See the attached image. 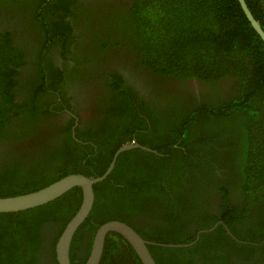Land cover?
<instances>
[{"label": "trees", "instance_id": "trees-1", "mask_svg": "<svg viewBox=\"0 0 264 264\" xmlns=\"http://www.w3.org/2000/svg\"><path fill=\"white\" fill-rule=\"evenodd\" d=\"M66 1L51 0L50 6L35 9V18L39 21L37 12L40 15L51 13L50 20L55 24L44 27L43 34L53 40L50 47L61 43L62 50L70 46L71 31L75 29L63 21L70 8L57 6ZM245 1L264 31V6L260 0ZM0 3H12V0H0ZM72 4L71 14L77 21L89 17L86 13L77 14L78 9L74 2ZM53 8L64 11H56L54 15ZM104 20L107 26L104 32L91 37L99 47L100 58L95 64L85 65L98 75L95 71L100 67L102 55L106 54L103 51L123 47L135 53L134 68L150 76L156 101L151 116L137 92L124 84L123 77L118 73L109 74L108 85L123 91L116 101L113 100L116 94L107 95V114L124 120L130 127L142 121V113L149 119L152 132L159 133L161 138L157 144L147 146L166 156L142 150L120 154L110 175L93 187V207L75 233L71 246H77L84 230L93 233L105 222H125L129 216L139 218L145 214L147 219L157 221L150 230L138 231L147 241L189 244L199 231L220 221L238 241L247 243L234 241L219 225L212 232L200 234L188 247L148 245L155 264H233L232 258L240 261L245 255V261L248 258L253 264H264V43L251 28L237 0H132L130 9H113ZM45 42L35 47V58L41 57V51L47 47ZM25 64L20 56L6 59L5 69L9 71L5 77L17 74L10 71L11 67ZM78 66L76 63L75 67ZM49 72H55L61 80L62 72L51 63L40 65V59L35 60L31 81L27 84L33 108L23 112L24 118L19 121L6 116L11 108L8 105L14 106V103L5 90L4 100L0 102V126L15 127L5 135V141H21L32 135L20 123L32 124L50 112L36 105L37 102L48 104V94L40 91L38 85L44 83L43 77ZM170 80L185 84L195 80L198 85L193 88L195 97H182L166 88L158 90L161 85L168 86ZM50 105L49 100V105L44 106L48 109ZM17 107L22 108V105ZM65 145V149L56 150L48 159L50 167L56 163L58 168L47 175L34 174L25 169L24 164L22 167L29 176L26 184L21 183L22 178L15 172L1 174L0 197L33 192L71 174L101 176L118 148H112L110 153L95 154L93 147L86 146L90 154L86 158V154L76 151V146V153L71 155L70 146ZM102 149L99 146L97 151ZM83 160H86L84 166ZM178 161V165L169 167L173 179L162 184L168 174L163 164L171 162L174 166ZM136 191L141 196H135ZM80 203L81 191L74 188L43 206L0 214V264H16L19 259L14 250L4 261L5 246H19L16 249L23 251V255L27 252L30 255L26 257V264H34L31 246H54ZM51 227L54 230L48 238L44 232ZM115 235L107 236L104 261L112 250L109 246L115 245L112 240ZM257 250L262 252L261 256L254 254ZM54 264H57L55 257ZM117 264L141 262L134 254L133 262L123 259Z\"/></svg>", "mask_w": 264, "mask_h": 264}, {"label": "flooded vegetation", "instance_id": "flooded-vegetation-1", "mask_svg": "<svg viewBox=\"0 0 264 264\" xmlns=\"http://www.w3.org/2000/svg\"><path fill=\"white\" fill-rule=\"evenodd\" d=\"M50 1L51 0H12V3H0V102L4 100L5 90H7V94H10V99L14 103V106L8 105L11 108L8 113H6V116L19 121V119L24 118L23 112L33 108L30 103L31 99L27 91V84L31 81L36 59H40V65L51 63L54 68L62 72L60 81L56 77L55 72H49L48 76L43 77L44 83L38 85L39 90L47 93L49 96L47 100L48 104L44 105H49V100L51 105L46 109L48 106H44L41 102H37V107H42L43 111L49 110L50 112L48 114L43 113L44 115L35 119L32 124L25 125V123H20L21 127L29 129L33 133L32 135L22 138L21 141H5V135L9 134V131L12 132L15 127L5 128V126H0V135H2L0 136V175H5L6 171L11 173L15 172V175L22 178L21 183L25 184L28 182L29 176L27 177L22 164H24L25 169L34 174L47 175L52 170L58 168L56 163L50 167V164L47 163L48 159L53 154L55 155L56 150L65 149V144L70 146V150H72L71 155H74L76 151H78L83 152L86 154V158H89L90 154H88L89 151L86 150V146L93 147L95 154L110 153L112 148L118 147L114 152L115 154L119 148L126 144H137L141 147L150 149L147 145L153 142L157 144L156 141L161 139L159 133L152 132L149 119L145 118L142 113H140L142 121H140L138 125L132 123L130 127L124 123V120H116L117 118L115 119L112 114H107L109 111V106H107L108 101L106 100L107 95L109 94L112 96L116 94L115 99H113L116 101L120 91H123L122 88L113 89L108 85V82L110 83L111 81H108L111 78L109 74L118 73L123 77L124 84L137 92L139 99L147 106V112L152 116L155 108L154 105L156 104V101L153 99L154 93L152 92V83L149 79L150 76H148L145 71L140 72L134 68L133 64L136 63V56L134 57L135 53L125 51L123 47L117 50L108 49L107 51H103L107 55H102L100 67L97 68L98 71H95L98 72L97 74L99 76L91 72V68L85 65L95 64L96 60L100 58L101 53L99 52V47L91 37L96 33H98V35L103 33L107 28L106 21L104 20L105 16H108L113 9H123L125 7L130 9L132 0H68L64 3L57 4V6L65 5L68 9L70 8V10L65 13L63 21L70 23L75 28L71 31L72 41L70 42V46L66 49L67 51L62 50L61 43L56 44L54 47H50L53 40L50 39L49 36L43 34L44 27L55 24L54 20H50L51 13L45 12L40 15V12H37L40 16V21L35 18V9L50 6ZM72 2H74L78 9L77 14L83 15L86 13L89 17L81 22L79 20L77 21L71 14V10L73 9ZM260 3L261 6H264V0H260ZM44 10H46V8ZM56 11L64 10L57 8L51 10L54 15H56ZM42 15H44V19H42ZM45 16H47L48 19ZM44 41H46L45 44L47 47L43 48V52L41 51V57L39 55L35 58L33 56L35 47L37 45L41 47L40 45ZM15 56L24 58L26 64L24 66L11 67L10 71L13 70L17 74L5 77V73L9 71L5 69L6 59ZM76 63L79 65L78 67H75ZM81 65L85 66L81 67ZM195 83V80L188 81L187 84L179 80H170L168 86L164 85L163 87L161 85L158 90L165 91L166 88L182 97L183 95H186V97H195V90L193 92V88L198 87ZM186 89L190 90L193 94L190 95V92ZM165 97L167 98V96ZM19 104L22 105V108L17 107ZM26 104L28 106H26ZM67 104H69V108H67ZM52 106L57 108L54 109ZM161 106L164 107V103H162ZM17 111L22 112L17 115ZM4 113L3 111V114ZM107 115L111 116L108 117ZM144 118L146 119L147 125L144 123ZM134 125H137L139 128L137 127L131 130ZM126 132H129V135L126 136ZM98 145L102 146L103 149L97 151ZM74 146L77 147L76 151ZM134 150L142 149L133 148L124 152ZM150 150L156 152V150ZM157 154L160 157L166 156L160 152H156V155ZM112 160L113 157L111 158V161ZM85 161L86 160H83L81 162L83 166L85 165ZM175 163L174 166L171 162L163 164V168L167 169L168 174L162 184L165 185L167 179H173V174L169 167H175L180 161ZM181 166H183V164H181ZM114 168L115 166L113 169ZM18 183H20V181H18ZM8 185L9 184H7V186ZM144 192L142 194H144ZM137 193L138 191H136L135 196H141L140 192ZM144 216L145 214L139 218L137 216H129L128 220L126 219L125 222H123L133 228L142 239L144 238L138 231L140 229L145 231L150 230L153 224L157 222L147 219ZM93 225H97V223L93 222ZM53 228L54 227H51L44 232L46 237L48 236L49 238L54 230ZM96 230L93 233L90 230H84L78 238L77 246H70V264H85L91 251L92 240ZM54 236L55 233L53 237L50 238L52 241H54ZM48 238L46 239L47 241ZM90 239L91 244L89 245ZM194 239L198 240L197 236H195ZM112 240L115 242V245L109 246L112 250L109 251L108 259L106 258L105 261L103 260L105 253L104 246L99 264H102L103 261L104 264H109L110 262H113L112 264H117V262L123 259H129L133 262L135 252L131 246L127 242H123L118 235H115ZM234 241H237V239ZM151 243H153L152 245L161 247L159 246L160 243ZM55 245L56 244H54V246H31L34 248V264H54V257L56 260ZM18 247L19 246H5V251L3 253V255H5V260H2L6 261V255L16 250L19 255L16 264H26V257L30 255L28 252L23 255V251L16 249ZM132 252L134 254H132ZM254 254L256 256H261L262 252L257 250ZM135 256L137 257L136 254ZM245 256L243 260L238 261L232 258L230 262L233 261V264L254 263L249 261L248 258L245 261Z\"/></svg>", "mask_w": 264, "mask_h": 264}, {"label": "water", "instance_id": "water-1", "mask_svg": "<svg viewBox=\"0 0 264 264\" xmlns=\"http://www.w3.org/2000/svg\"><path fill=\"white\" fill-rule=\"evenodd\" d=\"M237 2L251 28L255 31V33L264 43V31L259 22H257L256 19L253 17L251 11L249 10L246 4V1L237 0ZM133 148H140L144 151L156 154L155 151H151L146 147H141L137 144H126L116 151L113 156V160L111 161L105 173H103L101 176L90 178L81 174H71L34 192L10 197H0V214L18 213L21 211L34 209L60 198L69 190L79 188L81 191L80 206L74 216L66 224L62 233L58 237L55 245L57 263L70 264L69 250L73 237L78 231V229L81 227V225L88 218L94 203L93 187L108 177L113 167L115 166V162L120 153ZM218 225L223 226L226 233L233 240H236V238L232 235L229 229L220 221L209 229L199 231L196 235L197 239L202 233H209L214 231ZM111 233L121 236L131 246L138 259L140 260L141 264H155V261L147 247L148 245H152L153 243L142 239L133 228L117 220L108 221L97 228L92 240L91 251L85 264H99L107 236ZM195 241L196 240L189 244H160L159 246L169 248H181L191 246L193 243H195ZM238 242L242 244H247L246 242Z\"/></svg>", "mask_w": 264, "mask_h": 264}]
</instances>
